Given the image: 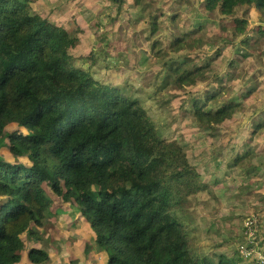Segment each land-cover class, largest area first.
<instances>
[{"label":"trees","instance_id":"trees-1","mask_svg":"<svg viewBox=\"0 0 264 264\" xmlns=\"http://www.w3.org/2000/svg\"><path fill=\"white\" fill-rule=\"evenodd\" d=\"M107 2L95 40L108 44L120 28L116 16L132 28L141 21L142 46L158 66L152 95L183 94L196 129L219 145L199 159L215 162L226 149L227 158L214 165L216 179H201L203 167L191 164L181 137L160 136L138 90L93 77L111 67L107 51L73 57L75 33L34 12L33 0H0V264L51 263L37 231L48 222L51 197L79 208L106 264H242L236 251L199 255L197 229L179 215H190L201 195L199 211L208 206L210 214L220 200L214 191L249 162L264 135V103L248 112L259 102L248 79L257 80L264 57V0ZM182 7L186 18L176 12ZM236 116L247 125L233 134ZM240 139H247L239 143L243 155L235 156ZM257 171L247 170V183L257 184Z\"/></svg>","mask_w":264,"mask_h":264},{"label":"rangeland","instance_id":"rangeland-1","mask_svg":"<svg viewBox=\"0 0 264 264\" xmlns=\"http://www.w3.org/2000/svg\"><path fill=\"white\" fill-rule=\"evenodd\" d=\"M31 5L34 12L46 17L52 23L62 25L69 32L75 33L77 43L74 49L70 51L73 57H83L93 48L107 51L112 57L111 67L93 73V77L103 82L118 85L128 81L135 90H138V96L160 136L168 140L177 139L180 136L181 145L186 144L191 164L203 167L201 179H216V175L212 173L215 169L214 165L221 157L222 159L227 158V149L221 153V156L215 158L217 159L215 162L212 160L207 164L200 160L199 158L205 157L211 149L216 151L219 145L210 146L211 141L207 136L196 129L191 121L189 104L185 102V105H181L185 99L184 95L177 94L176 98L170 101L167 100L168 95L164 91L157 94L158 96L152 95L154 91L153 78L158 71V66L150 59L149 48L142 46L144 25L141 21L136 23V28H132L125 19L116 16L120 20V28L117 33L110 36L108 44L104 45L95 40L101 31L96 23L99 19L104 23V14L109 11L107 0H33ZM101 11L102 15L100 16ZM176 12L180 13L183 18L187 17L186 12L188 11H184L183 7L177 8ZM256 17L252 15L250 20L256 22ZM182 25L184 24L182 23ZM145 49L146 54H143L142 51ZM230 53L232 55V51ZM230 53L229 56H231ZM145 57L148 59L144 60ZM224 59L226 57L221 56V60ZM263 59L264 57H262V61L257 62L258 67L253 72V74L256 72L257 80L248 79L249 86L254 90L253 96L259 98L258 104L255 103L257 105L254 104V107H249V113L256 107H259L258 110L263 108L264 71H262L263 67L261 66V63H264ZM76 63L80 64V61L77 60ZM105 63L102 59L98 62L99 66L102 67L106 65ZM95 69L93 68L92 71ZM192 91L195 93L196 88H193ZM240 119H242L240 116H236L230 124L233 134H236L237 129H240L244 124L247 125V121L243 118L237 127ZM226 137L223 131L218 140L225 141ZM240 140L236 142L238 145L233 147L232 154L235 156L243 155L240 144L247 139ZM254 147L261 152L264 151V135L254 140L248 154L249 162L240 166L241 168L234 169L230 174H226L227 183H223V187L220 185L214 191V195L220 200L218 205L212 206L210 214H207L209 212L208 206H204L203 210L201 208V212L199 211L202 203L199 200L204 199L202 195L198 197L195 206H192L193 202L191 201V206L188 208L190 215L184 216L185 214L180 213L182 222L191 224L197 229L193 235L196 237L195 251L199 255L225 253L228 257H236V247L243 242L241 228L244 219L248 215L258 216L261 209L264 211V206H262L264 202L259 201L264 193V155L261 152L254 153ZM252 165L256 166L258 170L256 176L251 178L253 181H257V184L247 183L249 177L246 172ZM51 200L52 207L49 210L48 222L44 228L37 230L43 234L39 246L51 256L50 264H106V250L95 245L93 233L80 216L79 208L59 203L55 197H51ZM203 212L206 214L204 215ZM203 218L215 220V222L212 223L207 220V223H203L201 221ZM209 229L211 232L208 235ZM223 239H230L233 242L229 241V245L222 244ZM217 244L220 246L211 248ZM242 264L246 263L243 262Z\"/></svg>","mask_w":264,"mask_h":264},{"label":"built area","instance_id":"built-area-1","mask_svg":"<svg viewBox=\"0 0 264 264\" xmlns=\"http://www.w3.org/2000/svg\"><path fill=\"white\" fill-rule=\"evenodd\" d=\"M241 233L243 242L237 248V255L243 261L255 260L257 264L264 263V255L258 242L262 221L257 215H248L243 221Z\"/></svg>","mask_w":264,"mask_h":264},{"label":"crops","instance_id":"crops-1","mask_svg":"<svg viewBox=\"0 0 264 264\" xmlns=\"http://www.w3.org/2000/svg\"><path fill=\"white\" fill-rule=\"evenodd\" d=\"M232 172H233V170H232ZM64 205H66V204H64ZM262 206H264V204H262ZM264 208V207H263ZM264 213V211H263V209H261V212H260V214L258 215L259 217H260V219H261V221H262V226H261V229H260V232H259V236H258V242H259V247H260V249H261V252H262V254L264 255V215L262 216V214ZM261 216H262V218H261ZM209 235V234H208ZM207 235V236H208ZM243 238V237H242ZM224 240H228V243H226V245H229V241H231V242H233L232 240H230V239H224ZM239 245V244H238ZM238 245H237V247H238ZM237 247H236V249H237ZM236 252H237V250H236ZM242 260V259H241ZM243 261V260H242ZM243 262H245L246 264H250L251 262H246V261H243Z\"/></svg>","mask_w":264,"mask_h":264}]
</instances>
